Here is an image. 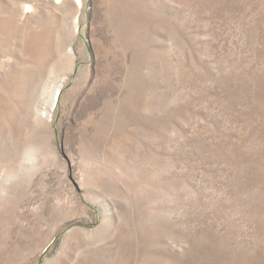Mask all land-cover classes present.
<instances>
[{
	"label": "rangeland",
	"instance_id": "1",
	"mask_svg": "<svg viewBox=\"0 0 264 264\" xmlns=\"http://www.w3.org/2000/svg\"><path fill=\"white\" fill-rule=\"evenodd\" d=\"M0 264H264V0H0Z\"/></svg>",
	"mask_w": 264,
	"mask_h": 264
}]
</instances>
